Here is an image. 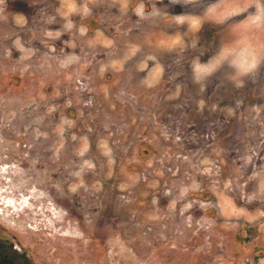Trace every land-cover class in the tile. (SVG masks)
Wrapping results in <instances>:
<instances>
[{"label": "rangeland", "instance_id": "rangeland-1", "mask_svg": "<svg viewBox=\"0 0 264 264\" xmlns=\"http://www.w3.org/2000/svg\"><path fill=\"white\" fill-rule=\"evenodd\" d=\"M0 249L264 264V0H0Z\"/></svg>", "mask_w": 264, "mask_h": 264}, {"label": "trees", "instance_id": "trees-1", "mask_svg": "<svg viewBox=\"0 0 264 264\" xmlns=\"http://www.w3.org/2000/svg\"><path fill=\"white\" fill-rule=\"evenodd\" d=\"M0 255L9 261L10 264H16L14 258L4 250L0 249ZM30 264V263H29Z\"/></svg>", "mask_w": 264, "mask_h": 264}, {"label": "water", "instance_id": "water-1", "mask_svg": "<svg viewBox=\"0 0 264 264\" xmlns=\"http://www.w3.org/2000/svg\"><path fill=\"white\" fill-rule=\"evenodd\" d=\"M0 264H10L7 259H5L2 255H0Z\"/></svg>", "mask_w": 264, "mask_h": 264}, {"label": "flooded vegetation", "instance_id": "flooded-vegetation-1", "mask_svg": "<svg viewBox=\"0 0 264 264\" xmlns=\"http://www.w3.org/2000/svg\"><path fill=\"white\" fill-rule=\"evenodd\" d=\"M211 0H204V2L210 3ZM177 8V7H176Z\"/></svg>", "mask_w": 264, "mask_h": 264}]
</instances>
